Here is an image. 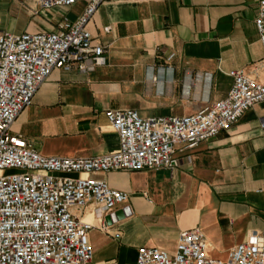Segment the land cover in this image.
Listing matches in <instances>:
<instances>
[{"label":"crops","instance_id":"0c3cea01","mask_svg":"<svg viewBox=\"0 0 264 264\" xmlns=\"http://www.w3.org/2000/svg\"><path fill=\"white\" fill-rule=\"evenodd\" d=\"M85 6L81 0L42 11L37 0H0V32L67 28ZM258 12L259 0L102 3L86 28L105 45V63L87 73L54 69L12 131L45 156L114 152L119 139L107 109H136L143 117L191 114L228 95L231 70L261 78L264 48L255 23ZM263 117L264 101L216 137L192 148L177 144L180 165L175 170L97 176L128 198L115 210L123 211L122 218L111 223L95 202L71 209L92 224L89 264H135L142 245L174 253L180 233L193 228L204 233L210 254L222 259L250 234L264 235Z\"/></svg>","mask_w":264,"mask_h":264},{"label":"built area","instance_id":"2783aa9c","mask_svg":"<svg viewBox=\"0 0 264 264\" xmlns=\"http://www.w3.org/2000/svg\"><path fill=\"white\" fill-rule=\"evenodd\" d=\"M78 1L37 0L42 11ZM83 1L82 14L67 28L0 32V171H9L0 174V264H89L92 224L71 209L95 202L107 216L128 198L97 176L119 170H175L180 165L177 144L192 148L216 137L264 101V73L258 79L233 69L228 95L191 114L143 117L136 109H107L119 139L114 152L91 157L41 154L12 131L14 121L54 69L87 73L106 61L105 45L93 39L86 24L99 5L113 0ZM255 23L264 48V0H259ZM261 127L264 131V117ZM135 264H264V235L250 234L222 259L210 254L200 228L188 229L180 233L174 253L142 245Z\"/></svg>","mask_w":264,"mask_h":264},{"label":"water","instance_id":"95a60500","mask_svg":"<svg viewBox=\"0 0 264 264\" xmlns=\"http://www.w3.org/2000/svg\"><path fill=\"white\" fill-rule=\"evenodd\" d=\"M122 216H123V211L120 209V210L115 211L112 215L105 216V221L107 223H111L112 220H114L116 218L120 219V218H122Z\"/></svg>","mask_w":264,"mask_h":264},{"label":"bare ground","instance_id":"6f19581e","mask_svg":"<svg viewBox=\"0 0 264 264\" xmlns=\"http://www.w3.org/2000/svg\"><path fill=\"white\" fill-rule=\"evenodd\" d=\"M190 77V76H189ZM189 84V83H188ZM200 85V84H199ZM209 90V87L207 86L204 90V95L207 98L208 95H206V91ZM188 93V90H186V94Z\"/></svg>","mask_w":264,"mask_h":264},{"label":"rangeland","instance_id":"374dc122","mask_svg":"<svg viewBox=\"0 0 264 264\" xmlns=\"http://www.w3.org/2000/svg\"><path fill=\"white\" fill-rule=\"evenodd\" d=\"M6 172H9V171H0V174H2V173H6Z\"/></svg>","mask_w":264,"mask_h":264}]
</instances>
